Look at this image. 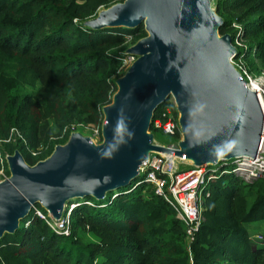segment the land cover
I'll use <instances>...</instances> for the list:
<instances>
[{"label":"trees","instance_id":"16d2710c","mask_svg":"<svg viewBox=\"0 0 264 264\" xmlns=\"http://www.w3.org/2000/svg\"><path fill=\"white\" fill-rule=\"evenodd\" d=\"M115 1L0 0V135L9 125L20 129L24 142L8 149L17 148L26 163L52 150L53 141L31 152L44 139L45 121H67L75 114L85 123H100L123 57L113 47L123 46L126 36L136 41L145 34L141 23L81 24ZM213 7L222 19L218 33L233 36L237 28L232 24L240 27L234 61L245 69L255 58L263 65L264 0H213ZM165 105L173 118L177 115L167 97L156 105L148 130L158 138L164 132L152 119ZM168 135L177 140L179 131ZM220 162L219 169L230 168V161ZM142 178L137 174L100 198L68 199L62 213L73 205L66 234L30 208L13 231L1 234L0 264H264V242H254L247 228L249 222H264L263 177L244 180L216 171L205 186L201 220L189 241L173 208ZM33 205L46 214L38 202ZM79 231L94 239H81Z\"/></svg>","mask_w":264,"mask_h":264},{"label":"water","instance_id":"95a60500","mask_svg":"<svg viewBox=\"0 0 264 264\" xmlns=\"http://www.w3.org/2000/svg\"><path fill=\"white\" fill-rule=\"evenodd\" d=\"M221 22L211 0H121L86 18L90 28L142 23L146 34L127 47L135 58L101 107L100 143L72 132L32 164L17 149L5 156L0 236L13 231L35 202L56 218L69 198H100L127 183L151 150L195 165L254 156L263 112L228 60L236 49L228 34L217 33ZM169 94L181 134L177 147L154 142L147 131L154 108Z\"/></svg>","mask_w":264,"mask_h":264},{"label":"built area","instance_id":"2783aa9c","mask_svg":"<svg viewBox=\"0 0 264 264\" xmlns=\"http://www.w3.org/2000/svg\"><path fill=\"white\" fill-rule=\"evenodd\" d=\"M234 26L237 28L236 36L238 37L240 27L237 24H234ZM236 43H239V41ZM233 55L230 56L231 59ZM134 58V55L128 54L127 56L122 57V64L127 66ZM235 65L239 68L241 67L245 76L243 77L244 83H251L250 76L247 74L245 71L246 69L242 66V64L235 61ZM170 101L173 103V100L170 99ZM152 123L155 127L161 128L162 131L167 134H173L175 130L180 132L177 115L176 118H173L167 105L163 107L160 115L152 119ZM163 146L176 147L168 145ZM166 153H168V155H166ZM169 154L171 153L161 152L159 150L149 151L146 157L143 158L138 165L137 174H140L144 181L150 182L153 192L160 196L173 208L175 216L182 224L185 238L188 241L192 238V233L197 228V225L201 220V202L208 194L205 186L207 182L211 180L212 176H214L216 171H231L238 175L243 171H248V176L245 177L244 180L254 177L264 178L263 150H256L254 156L252 157L242 154L227 160L220 159L216 163L201 165L191 163L192 165L190 168L178 171L176 170V167L172 168L170 165V160L167 159V157H170ZM220 161H230V168L219 169V163H221ZM72 205L73 203L68 204V209L65 213H62L64 207L66 206V203H64L60 215L56 218H54L47 210H45L46 214L41 213L33 204L30 205V208H32L34 213L38 216L44 218L46 224L53 230L66 234L69 228L68 210L72 207ZM27 223L28 221L25 220L23 225L25 226Z\"/></svg>","mask_w":264,"mask_h":264},{"label":"rangeland","instance_id":"374dc122","mask_svg":"<svg viewBox=\"0 0 264 264\" xmlns=\"http://www.w3.org/2000/svg\"><path fill=\"white\" fill-rule=\"evenodd\" d=\"M211 6H213V0H211ZM83 21H81V24L85 26V24H83ZM232 26H234V23L232 24ZM142 28H143V24H142ZM143 30H144V33L146 34V31L144 28H143ZM217 33H218V31H217ZM218 34L222 35L225 33H218ZM226 34L229 35L230 43L235 47V49H237L236 44L239 45L240 41H239V43H236V42H238L240 35L237 37L236 34L233 36L230 33H226ZM134 42H135L134 38H132L131 36H126L123 46H120V47L115 46L113 48H115L117 52L123 54L122 56L125 57L128 55V53H126L127 47H129ZM233 60H234V58L231 59L229 57V62L237 70L238 75L239 76L241 75L240 77H242V78L245 77L242 70H241V67L239 68L237 65H235V61H233ZM244 65L246 67L245 71L250 76V79L257 82V84L259 86V92H260V96H261L262 106L264 108V64L262 65V63L257 58H255L253 60V66L252 67L249 65H246V64H244ZM127 66H124L122 64V60H120V63L118 64L117 69H115V74H114V76L116 75L115 78L121 76L124 73ZM24 89H30V88L24 87ZM167 98H168V100H170V99L172 100L170 94L167 96ZM101 122H102V119H101L99 124H88V123H85L84 121H82L81 119H79L75 114L72 116V118L70 120H67V121H58L55 119H49V120L44 122V123H46L44 125L43 131H42V136L44 139L41 142H39L36 149L32 150L31 152H32V154H35L36 152H38L40 150L41 151L45 150L49 146L51 141H53V144H52L53 147L56 144L64 143L68 139L70 133H72V132H77L81 135L87 136L88 138H90L93 141V143H100L101 139H102L101 132H100ZM147 131H149V130H147ZM149 133H150V131H149ZM262 134H264V124H263V133ZM151 135H152L154 142H156V143H159L162 145H168V146H176V147L178 146V141L181 138L180 132H179V137L177 140H170V135L164 134V133H162V135L160 136L161 138L154 136L152 133H151ZM19 140L21 142H24V139L23 140L21 139V131L16 125H9L7 127V130L5 131V133L0 135V159H1V162H0V169H1L0 179L7 176V175H5V172H4V163L6 164L5 156L7 154H11L13 152V150L17 149V148H15L12 150V152H9L8 146L17 145L18 143H20ZM56 140H58V141L56 142ZM262 145L260 146L259 149H261V147H262L263 148L262 150L264 153V142ZM167 159L170 160V165L172 166V168L176 167L177 171L183 170V169H188L192 165L191 161L185 160V159H178L175 157H167ZM6 168H7V166H6ZM247 172L248 171H243V172L239 173V175L237 174V176L244 179L245 177L248 176ZM247 228H248V230L251 234V238L253 239L254 242L255 241L264 242L262 240L264 238V222L263 221L249 222L247 224ZM79 234H81L80 238L85 240V241H92L94 239L93 236L91 234H89L88 232L79 231Z\"/></svg>","mask_w":264,"mask_h":264},{"label":"bare ground","instance_id":"6f19581e","mask_svg":"<svg viewBox=\"0 0 264 264\" xmlns=\"http://www.w3.org/2000/svg\"><path fill=\"white\" fill-rule=\"evenodd\" d=\"M228 60H229V59H228ZM243 84H244V86H245L248 90H254V91L256 92L257 97H258V100H259V103H260V106H261V109H262V112H263V117H264V108H263V106H262L261 96H260V92H259V86H258L257 82L251 80V83H247V84H245V83L243 82ZM89 140H90L91 142H93L90 138H89ZM263 142H264V134H261V136H260V140H259V145H258V147H257V150H258V151H260V150L263 149L262 147H261V149H259L260 146L263 144ZM262 146H263V145H262ZM166 155H168V153H166ZM169 156H170V157H173L172 154H169Z\"/></svg>","mask_w":264,"mask_h":264}]
</instances>
